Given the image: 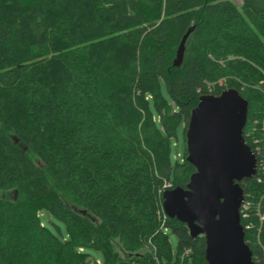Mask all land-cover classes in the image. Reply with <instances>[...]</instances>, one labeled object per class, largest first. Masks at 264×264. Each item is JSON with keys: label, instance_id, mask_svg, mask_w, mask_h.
Returning <instances> with one entry per match:
<instances>
[{"label": "trees", "instance_id": "obj_1", "mask_svg": "<svg viewBox=\"0 0 264 264\" xmlns=\"http://www.w3.org/2000/svg\"><path fill=\"white\" fill-rule=\"evenodd\" d=\"M226 90L255 152L264 0H0V264H207L203 236L161 226L160 191L189 183L192 111ZM241 186L264 264V177Z\"/></svg>", "mask_w": 264, "mask_h": 264}, {"label": "water", "instance_id": "obj_2", "mask_svg": "<svg viewBox=\"0 0 264 264\" xmlns=\"http://www.w3.org/2000/svg\"><path fill=\"white\" fill-rule=\"evenodd\" d=\"M194 30L184 36L175 67ZM248 111V101L235 90L201 97L186 133L187 162L196 171L185 188L163 193L166 216L184 223L192 238L204 237L207 264H256L241 219V183L258 173V158L244 138Z\"/></svg>", "mask_w": 264, "mask_h": 264}, {"label": "rangeland", "instance_id": "obj_3", "mask_svg": "<svg viewBox=\"0 0 264 264\" xmlns=\"http://www.w3.org/2000/svg\"><path fill=\"white\" fill-rule=\"evenodd\" d=\"M235 3L238 5V6H241V4H242V0H235ZM219 85L222 87V86H226V84H225V81H223V80H221V81H219ZM259 87V86H258ZM264 91V90H263ZM255 123H253V124H250V127H249V129H248V131H247V135L248 136H250V134L252 133V134H255L256 136H257V134H258V136H257V138L254 136V137H250V138H252V139H250V141L252 142V145H253V147H254V149H255V154H257L258 155V157H259V159H260V165L261 164H263L264 165V146H261V145H259V143L258 142H263L264 143V117H263V120H255L254 121ZM264 145V144H263ZM256 155V156H257ZM260 165H259V169H260ZM261 170V169H260ZM260 176H259V174H258V176H256V178H257V180H258V178H259ZM262 177H264V170L262 171ZM172 186H173V184H171L170 182H165L164 183V186H163V188H162V190L160 191V195L162 194V198H163V193L165 192L164 191V189L167 191V190H170V189H172ZM0 195H1V193H0ZM247 203H248V205L250 206V202L249 201H246ZM160 215H159V217H160V220H162V224H161V226L163 227L164 226V222H163V220L165 219V216H166V214H165V212H164V214H163V211H164V209H163V202L161 203V206H160ZM163 210V211H162ZM246 214V213H245ZM248 215V218H249V214H247ZM167 217V216H166ZM258 217L260 218V220L263 222L264 221V215H262V214H260V213H258ZM167 218H169V217H167ZM242 218H244V219H246L245 217H243V213L241 212V219ZM247 218V219H248ZM53 220V219H52ZM62 227H63V225H61ZM254 224L251 222V223H249L248 225H247V227H250V229H254ZM170 232V231H169ZM171 235V234H170ZM171 241H172V248H173V251L174 252H177V248H178V243H177V238L174 236V235H171ZM151 243H150V241H148V246H146L147 248L148 247H150V248H152V246L150 245ZM91 256H92V258L93 259H95L96 261H99V263L101 262H103V255L102 254H100V253H97V252H92L91 253ZM184 255H182V257H181V260L182 259H184L185 260V258L186 257H184ZM98 263V264H99ZM166 264V263H165ZM190 264H192V263H190Z\"/></svg>", "mask_w": 264, "mask_h": 264}, {"label": "built area", "instance_id": "obj_4", "mask_svg": "<svg viewBox=\"0 0 264 264\" xmlns=\"http://www.w3.org/2000/svg\"><path fill=\"white\" fill-rule=\"evenodd\" d=\"M259 165H260V162L258 161V173H257V176H258V174L260 173V177L258 178V182H261L262 181V179H263V177H262V171L264 170V165L263 164H261L260 165V169H259ZM260 171V172H259ZM256 178V177H255ZM164 191H166L165 189H164ZM249 208H250V206L248 205V203L246 202V201H244V204H243V206H242V208H241V212L243 213V217H245V218H248V211H249ZM163 211V210H162ZM246 213V214H245ZM163 214H164V211H163ZM165 215V214H164ZM167 217L165 216V219H166ZM165 219H164V221H165ZM247 229H250V227H246ZM151 244V246H152V250L155 252L156 251V247L152 244V242H150ZM190 255V251H185V253H184V257H187V256H189ZM183 257V258H184ZM180 264H185V262H184V259H182L181 260V263Z\"/></svg>", "mask_w": 264, "mask_h": 264}, {"label": "bare ground", "instance_id": "obj_5", "mask_svg": "<svg viewBox=\"0 0 264 264\" xmlns=\"http://www.w3.org/2000/svg\"><path fill=\"white\" fill-rule=\"evenodd\" d=\"M133 190V189H132ZM129 205V204H128Z\"/></svg>", "mask_w": 264, "mask_h": 264}]
</instances>
